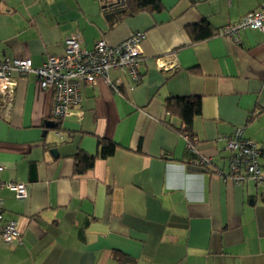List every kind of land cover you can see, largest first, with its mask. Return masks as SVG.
<instances>
[{
  "label": "crops",
  "instance_id": "0c3cea01",
  "mask_svg": "<svg viewBox=\"0 0 264 264\" xmlns=\"http://www.w3.org/2000/svg\"><path fill=\"white\" fill-rule=\"evenodd\" d=\"M259 4L161 0L158 11L121 17L115 0H0V60L38 67L76 34L91 49L144 33L140 80L113 69L120 93L104 78L81 83V118L53 117L35 75L12 74L9 112L0 104V181L24 183L27 194L0 189L3 217L22 238H0V264H264V32L192 41L186 30L220 29ZM168 97L200 100L192 149ZM236 127L261 149L257 183L226 176L223 137ZM99 138L115 143L110 156H99ZM79 152L95 160L75 174ZM201 156L209 167L195 163Z\"/></svg>",
  "mask_w": 264,
  "mask_h": 264
},
{
  "label": "built area",
  "instance_id": "2783aa9c",
  "mask_svg": "<svg viewBox=\"0 0 264 264\" xmlns=\"http://www.w3.org/2000/svg\"><path fill=\"white\" fill-rule=\"evenodd\" d=\"M244 29H256L264 32V0L259 7L246 13L237 21L228 23L218 30V34L238 41L239 32ZM144 39L142 31H134L126 39L110 45L104 39L97 40L91 49L84 47L78 34L65 40V51L61 56L50 55L35 67L29 57L3 58L0 60V104L2 113H8L14 98L15 80L13 73L26 75L33 73L43 91L52 94V115L57 119L73 116L82 117V111L76 107L80 103V85L94 84L98 78H104L115 92H119V81L109 77V71L119 70L127 73L133 83L140 80L139 65L142 55L139 46ZM229 150V171L227 177L236 183L248 178L257 183L262 178L259 162L260 147L243 134V127L223 137ZM189 147H193L188 143ZM211 157L201 156L196 164L207 167ZM6 187L14 191L16 197L26 196V185L13 181H0V189ZM0 238L5 243L20 242L21 235L15 221L3 217V200L0 197Z\"/></svg>",
  "mask_w": 264,
  "mask_h": 264
},
{
  "label": "trees",
  "instance_id": "16d2710c",
  "mask_svg": "<svg viewBox=\"0 0 264 264\" xmlns=\"http://www.w3.org/2000/svg\"><path fill=\"white\" fill-rule=\"evenodd\" d=\"M160 9L161 0H123L122 6L115 7L117 15L119 14L121 17L125 15L132 16L142 11L153 12ZM186 30L192 41H199L208 38L211 35L217 34L219 29L214 30L207 21H202L198 24L188 26ZM164 108L167 113L171 115H177L179 117L180 126L177 130L187 138V143H190L193 146V118L195 115L200 113L199 98L168 97L164 101ZM97 141L98 154L101 158L108 157L114 152V142L102 138H99ZM189 148L192 149L191 147ZM75 157V174L84 173L86 170L92 167L95 160V156L86 154L84 152H79ZM245 180L250 179L245 178L241 182Z\"/></svg>",
  "mask_w": 264,
  "mask_h": 264
},
{
  "label": "water",
  "instance_id": "95a60500",
  "mask_svg": "<svg viewBox=\"0 0 264 264\" xmlns=\"http://www.w3.org/2000/svg\"><path fill=\"white\" fill-rule=\"evenodd\" d=\"M115 4H118V5H123V0H115ZM114 16V13H109L107 16ZM53 152L56 153V151L53 149Z\"/></svg>",
  "mask_w": 264,
  "mask_h": 264
}]
</instances>
